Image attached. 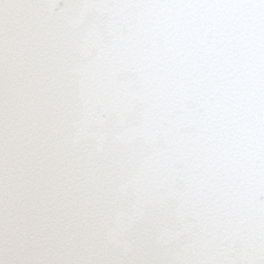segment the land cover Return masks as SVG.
Returning a JSON list of instances; mask_svg holds the SVG:
<instances>
[{"label":"snow or ice","instance_id":"snow-or-ice-1","mask_svg":"<svg viewBox=\"0 0 264 264\" xmlns=\"http://www.w3.org/2000/svg\"><path fill=\"white\" fill-rule=\"evenodd\" d=\"M0 264H264V0H0Z\"/></svg>","mask_w":264,"mask_h":264}]
</instances>
